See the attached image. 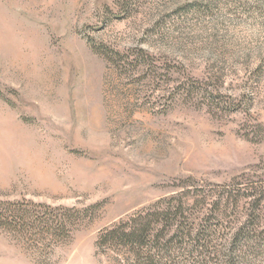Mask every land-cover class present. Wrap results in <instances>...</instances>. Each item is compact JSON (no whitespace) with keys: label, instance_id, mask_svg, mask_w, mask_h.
<instances>
[{"label":"rangeland","instance_id":"obj_1","mask_svg":"<svg viewBox=\"0 0 264 264\" xmlns=\"http://www.w3.org/2000/svg\"><path fill=\"white\" fill-rule=\"evenodd\" d=\"M180 194L216 264L244 228L228 264H264V0H0V202L78 212L49 253L0 230V264H119L98 232Z\"/></svg>","mask_w":264,"mask_h":264},{"label":"trees","instance_id":"obj_2","mask_svg":"<svg viewBox=\"0 0 264 264\" xmlns=\"http://www.w3.org/2000/svg\"><path fill=\"white\" fill-rule=\"evenodd\" d=\"M94 50L99 53L97 48ZM113 57L123 58L114 51L106 53L108 61ZM126 62L133 68L144 64L136 59ZM193 89L189 85L182 91L191 96ZM202 98L205 100V94ZM187 197L180 194L160 199L146 210L100 230L96 248L101 253L118 251L119 264H177L174 257L188 260V264H216L220 260V233L200 223V217L210 212L205 208L206 197H189L190 202ZM214 204L220 205V197ZM71 214L78 212L27 202H0V230L17 236L38 252L49 253L54 246L50 242L68 239L75 229ZM251 233L245 228L235 233L230 248L221 251L224 264L246 254Z\"/></svg>","mask_w":264,"mask_h":264}]
</instances>
